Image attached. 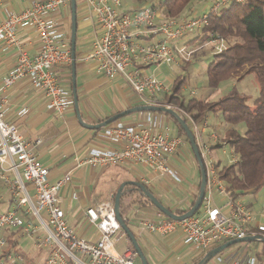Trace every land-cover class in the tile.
Masks as SVG:
<instances>
[{
    "label": "built area",
    "instance_id": "obj_1",
    "mask_svg": "<svg viewBox=\"0 0 264 264\" xmlns=\"http://www.w3.org/2000/svg\"><path fill=\"white\" fill-rule=\"evenodd\" d=\"M82 1L96 12L100 30L88 59L99 63L100 72L107 79L123 80L142 106H159L161 99L172 93L176 78L164 79L159 69L165 65L185 67L191 53L188 45L208 26L210 16L232 4L245 2L215 0L202 15L191 13L167 19L157 8L147 4L130 9L126 0ZM67 4L68 0L34 2L32 7L12 12L0 21L1 42L14 43L17 32L27 28L35 30L40 39L38 54L31 57L22 50L13 69L0 82V179L11 195V206L0 215V264H138L139 255L132 245L127 246L123 254L115 250L121 240H128L117 220L115 200L97 203L85 212L87 222L98 232V240L79 237L61 208L60 190L71 181V174L52 185L49 168L31 152L27 141L29 132L6 121L3 95L24 79H30L36 88L46 92L48 108L59 116L73 104L70 91L64 89L59 80L61 72L72 65L71 46L60 23L51 17ZM219 41L225 43L222 39ZM176 112L187 120L197 141L207 174L206 196L200 210L182 221L171 220L161 212L154 219L139 217L141 233L136 235L137 239L144 231L161 238L179 235L185 245L204 251L202 259L209 251L229 241L244 237L261 241L264 224L257 222L255 212L230 197L219 177L212 145L222 144L231 163L238 161L237 156L232 150H226L228 146L219 141L217 134L207 135L208 115L196 121L183 110ZM171 134L169 128L160 130L158 115L151 112L145 123L125 124L118 120L105 127V135L120 148L94 150L85 164L133 163L181 183L183 179L173 166L174 156L185 145L196 157L187 136ZM215 191L219 196H226L225 205H215ZM44 215L48 216L46 220ZM123 218L127 223L126 216ZM22 238L36 249L35 257L20 250ZM262 258L258 253L238 249L219 262L263 264Z\"/></svg>",
    "mask_w": 264,
    "mask_h": 264
},
{
    "label": "crops",
    "instance_id": "obj_2",
    "mask_svg": "<svg viewBox=\"0 0 264 264\" xmlns=\"http://www.w3.org/2000/svg\"><path fill=\"white\" fill-rule=\"evenodd\" d=\"M40 1L44 0H6L0 3V21L6 19L10 13L30 8L34 2ZM76 1L78 29L75 64L79 113L84 123L95 125L121 112L142 105L123 80L112 81L107 79L100 72L99 63L88 59V54L94 47L95 39L100 34L99 21L93 8L87 6L82 0ZM204 1L206 0H198L195 5ZM126 3L129 5L127 8L131 9L132 6H135L128 0H126ZM71 8V0H68L65 7L51 16L53 20L60 23L63 32L68 36L70 46L72 37ZM191 8L187 10L185 15L193 13ZM16 38L14 43L0 41V82L13 69L22 50L27 51L31 57L36 56L40 50V39L35 30L31 28L20 29L16 34ZM159 39H162V36ZM188 46L190 48L192 45ZM151 71H153V68H151ZM59 80L61 86L70 91V98L73 101V104L63 116H59L48 108L46 92L43 89L36 88L30 79L18 81L7 90L3 95L4 109L8 123L29 132L27 141L31 152L42 164L49 168V182L52 185L62 180L67 174H71V181L60 190L61 208L64 210L70 226L79 237L92 241L98 240V232L95 227L87 222L85 212L97 203L110 199L115 200V194L124 182L135 181L143 184L172 212L177 210L185 212L192 207L199 194L202 176L199 163L192 154L190 155L196 161L195 167L186 166V156H189L186 154V150L190 153L188 147H181L173 160L175 170L183 179L181 183L174 182L168 177H161L160 174L146 166L133 163H124L118 166L85 164L94 150L119 149L120 147L106 137L105 128L90 130L77 119L78 115L74 105L72 66L61 72ZM231 82L234 83V80ZM156 115H158L161 131H166L169 128L171 135L180 136L177 129L173 128L174 130H172L170 128V124L173 123L168 117L160 114ZM147 117V112L134 113L120 119V121L125 124L145 123ZM209 119L211 120L209 133H217L219 137H222L225 127L220 119L213 114L209 115ZM212 151L216 163L222 162L223 165L231 163L230 156L223 152V146L214 148V150L212 148ZM260 193L256 197L252 195L241 196L237 201L242 202L249 211L255 212L257 222L264 224V215L258 213V210L264 207V201L261 205L258 203ZM136 196V200H141L138 195ZM220 197L223 198V196ZM131 199L134 200L133 197ZM136 200L133 201V204L124 214L128 220L130 230L132 231L131 227L135 229L132 231L135 235L141 233L137 222L139 217L154 219L160 212L156 207L139 205L135 202ZM10 202V192L6 190L0 180V215L8 211L11 206ZM215 205H217L216 199ZM144 233L151 234L144 231L142 236H145ZM155 236L167 240L166 249H168H164L166 253L163 255V260L156 262V264H171L169 257H166V255L171 250V240H177V236H173V238ZM141 238L137 240L144 255L150 251L153 253L149 249L152 246L147 243V248L141 243ZM23 240L25 239L22 238L19 243ZM126 241L127 246L132 245L129 239ZM22 245L24 244H20V250H24ZM26 253L30 257L36 256L35 249H27ZM201 260L202 255L194 264H198ZM138 262H140V259Z\"/></svg>",
    "mask_w": 264,
    "mask_h": 264
},
{
    "label": "trees",
    "instance_id": "obj_3",
    "mask_svg": "<svg viewBox=\"0 0 264 264\" xmlns=\"http://www.w3.org/2000/svg\"><path fill=\"white\" fill-rule=\"evenodd\" d=\"M128 1L135 6L153 3L152 7L168 19L181 18L198 0ZM214 38H221L229 45L224 51L215 54L214 61L208 67V87L217 89L225 82L240 81L244 76L252 74L258 88L254 103L250 105L248 98L237 93H229L215 101L187 98L184 93L187 77L180 76L176 78L172 93L162 98L159 106H170L175 111L183 110L196 121L212 114L220 119L225 132L219 141L234 152L238 161L226 165L218 162L216 168L230 197L237 201L245 195L256 197L264 190V0H245L243 4L235 3L212 14L201 36L189 45L197 43L202 46ZM151 113L168 117L180 136L186 137L184 128L173 116ZM218 147H222V144L212 146L213 150ZM134 192L141 199L135 202L154 207L141 191L129 185L125 187L120 202L122 215L132 205H127L125 198ZM174 213L185 214L181 210ZM262 261L264 264V252Z\"/></svg>",
    "mask_w": 264,
    "mask_h": 264
},
{
    "label": "rangeland",
    "instance_id": "obj_4",
    "mask_svg": "<svg viewBox=\"0 0 264 264\" xmlns=\"http://www.w3.org/2000/svg\"><path fill=\"white\" fill-rule=\"evenodd\" d=\"M214 1L215 0H212V1L206 0L200 4H196V5L194 4V6L191 8L193 12L192 14H194L195 16V15H202L208 12L210 8L213 6ZM152 4L153 3H150L148 4V6L152 7ZM126 6H128V4ZM136 7L139 8V5H136ZM220 39L214 38L211 42L204 44L202 46L197 45V43L196 45L194 44L193 46L188 48L189 52L191 53L189 56V62L185 64V67L181 68V67H178L177 65H172L169 67L165 65L161 68L159 72L162 73V77L164 79L168 78L169 76L175 77V78L180 77V76L187 77V84L186 86H184L185 87L184 93L187 98H197V99L204 98V99L215 101L229 93H237L239 95H242L248 98L249 104L252 105L258 96V88L256 84V79H255V76L252 74L246 75L242 78V80L235 81L234 83L231 81L225 82V84L224 83L221 84L219 88L217 89H210L208 87V77H207L208 67L214 61L215 54L221 51H224L229 45L227 41H224L225 43L221 44V42L219 41ZM222 45L225 46V48L223 47L222 49ZM209 121L211 123L210 119ZM210 123H209V127L207 128V135L210 134L208 131L210 130V127H211ZM170 128L172 130L176 129L173 124L172 125L170 124ZM242 128L243 126L241 127V129ZM184 147L186 146H182V148ZM229 149L230 148H227L226 150L229 151ZM186 154L189 155L188 157L186 156V166L190 168L195 167L196 161L190 155L191 153H189L186 150ZM0 180L2 181V179ZM4 186L6 190H8V187L5 184ZM136 195H138V193L134 192L133 195L127 196L124 202L130 206L131 204H133L131 197H133V199L136 200L137 199ZM214 196L216 199V204L218 206H221V205L223 206L227 202L226 196L222 198L219 196V194L216 191H215ZM263 201H264V190L259 195V202H258L259 205H261ZM258 213L264 215V207L258 210ZM43 217L46 220L48 216L44 215ZM131 229L132 231L135 230L133 227H131ZM144 234L145 236L143 235L140 241L145 246H147V248H148L147 243H149V245L152 246V248H149V249L152 250L153 252L151 253L150 251L149 253H146L145 256L149 264H154V263L156 264V262H160L164 258L163 255H165L166 253L164 249H166L167 240L160 239L159 237L152 235V234H146V233ZM176 236H177V240H174V239L171 240V250L167 252L166 257L167 256L169 257L168 259L171 262V264H194L195 261H197L199 256L202 255L204 251H201L197 246L185 245L181 237L179 235H176ZM21 243L24 244L22 245L23 246L22 249H24L23 250L24 252H26L27 249L29 250L30 248L35 249L31 245L30 241L26 239L21 241ZM238 249L244 250L247 253H253V254L258 253L261 257L263 256V252H264V243H262L261 241L241 242L226 250H223V252L215 256L207 264H220L219 262L220 259H223L228 255H231L234 251ZM115 250L120 254L125 253L127 250L126 239L121 240V242L116 245ZM140 263L141 261L138 262V264Z\"/></svg>",
    "mask_w": 264,
    "mask_h": 264
},
{
    "label": "water",
    "instance_id": "obj_5",
    "mask_svg": "<svg viewBox=\"0 0 264 264\" xmlns=\"http://www.w3.org/2000/svg\"><path fill=\"white\" fill-rule=\"evenodd\" d=\"M71 5H72V37H71V48H72V72H73V79H74V101H75V107L77 111V115L80 123L90 129V130H99L107 127L108 125L126 117L130 116L131 114L134 113H143V112H156V113H165V114H170L173 116L175 119H177L178 123L184 128L185 135L188 138V142H190L193 152L195 154V157L199 163L200 169H201V176H202V181H201V186L199 190L198 197L196 198L194 205L190 210L185 212L183 215H177L174 212H172L170 209L165 207L143 184L135 181H128L120 185V188L118 189V192L115 196V211H116V216L118 222L121 224V227L124 229L125 233L127 234V237L134 247L135 251L139 255V259L142 264H149L147 261L146 256L144 255L143 250L141 249V246L137 240L136 235L130 230L128 227L127 223L124 221L123 215L121 213V198L123 191L126 186L133 185L138 191H141L147 199L151 201V203L156 207L161 213H163L167 218L175 221H182L185 219H188L192 216H194L201 208L203 200L206 196V186H207V174H206V169H204V163L202 161L199 148L197 146V141L195 139V136L193 135L189 125L186 123V121L172 108L166 107V106H138L134 107L132 109L126 110L122 113H119L111 118H109L106 121H102V123L95 124V125H89L84 123L80 113H79V104H78V95H77V89H76V43H77V29H78V22H77V1L76 0H71ZM256 241L255 238L253 237H247L239 240H233L229 241L227 243H224L213 250L209 251L205 257L199 262V264H207L211 259H213L215 256L223 252V250H226L236 244H239L241 242H253ZM262 243H264V238L261 240Z\"/></svg>",
    "mask_w": 264,
    "mask_h": 264
}]
</instances>
